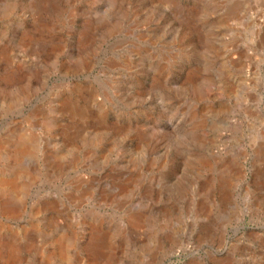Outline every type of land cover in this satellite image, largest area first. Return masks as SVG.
<instances>
[{"label":"rangeland","instance_id":"374dc122","mask_svg":"<svg viewBox=\"0 0 264 264\" xmlns=\"http://www.w3.org/2000/svg\"><path fill=\"white\" fill-rule=\"evenodd\" d=\"M2 179L0 264H264V0H0Z\"/></svg>","mask_w":264,"mask_h":264},{"label":"bare ground","instance_id":"6f19581e","mask_svg":"<svg viewBox=\"0 0 264 264\" xmlns=\"http://www.w3.org/2000/svg\"><path fill=\"white\" fill-rule=\"evenodd\" d=\"M7 184H13V179H2L0 180V185L6 186ZM15 209V207H14Z\"/></svg>","mask_w":264,"mask_h":264},{"label":"water","instance_id":"95a60500","mask_svg":"<svg viewBox=\"0 0 264 264\" xmlns=\"http://www.w3.org/2000/svg\"><path fill=\"white\" fill-rule=\"evenodd\" d=\"M242 227V226H241ZM168 261H169V259H167ZM160 264H169L168 262H165V261H163V262H161Z\"/></svg>","mask_w":264,"mask_h":264}]
</instances>
